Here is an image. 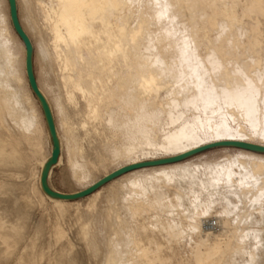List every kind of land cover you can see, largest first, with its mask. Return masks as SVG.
I'll list each match as a JSON object with an SVG mask.
<instances>
[{
  "label": "bare ground",
  "instance_id": "obj_1",
  "mask_svg": "<svg viewBox=\"0 0 264 264\" xmlns=\"http://www.w3.org/2000/svg\"><path fill=\"white\" fill-rule=\"evenodd\" d=\"M16 2L23 10L22 28L36 47L37 84L54 145L59 133L78 179L107 167L109 159L157 144L185 152L197 145H183L196 124L225 135L232 117L240 133L246 131L243 120L249 123L248 139L264 138V0ZM10 40L0 6V170L9 176L0 179V189L23 190L14 196V206L21 198L33 204L43 193L64 206L69 200L56 197L46 182L49 166L39 171L41 185L16 181L22 174L12 169L37 158L43 163L49 152L35 109L25 116L16 105L12 80L22 77ZM7 113L21 123L29 153H22ZM214 119L219 121L212 124ZM156 125L163 131L161 143L152 138ZM234 166L235 171L226 162L218 177L213 174L218 181H194L186 166L130 174L120 183L127 195L103 210L104 230L90 232L91 218L77 234L93 245L97 264H264V157L238 158ZM177 174L188 181H162ZM115 179L106 185L118 195ZM106 185L89 193L92 207ZM203 190L226 202L224 212H215L216 230L202 224L215 209ZM5 216L0 215V242L13 237L14 248L0 264H79L70 240L58 239L52 247L40 238L42 218L31 235L32 211L16 214L23 219L19 223ZM186 234L194 247L184 263L177 245Z\"/></svg>",
  "mask_w": 264,
  "mask_h": 264
},
{
  "label": "rangeland",
  "instance_id": "obj_2",
  "mask_svg": "<svg viewBox=\"0 0 264 264\" xmlns=\"http://www.w3.org/2000/svg\"><path fill=\"white\" fill-rule=\"evenodd\" d=\"M16 2V0H15ZM1 12L4 17L5 22L8 24L11 30V40L10 44L15 54L16 61V70L20 74L22 79L20 81L12 80V85L14 89L12 93L14 94V99L16 105L20 108L21 114L27 115L31 113V109H35V114L33 115L34 120L42 127L43 133L41 134V139L44 143L45 152H49L44 162L41 163L40 158L32 160L29 162H18L14 164L12 169L13 171H19L22 175L20 179L16 181L29 183L31 180H35L38 185H41L39 171H42L45 167H50V174L48 184H50L51 190L56 194V197L69 200V203H66L64 206L58 205V203L51 198L48 194L43 193V197L36 196V202L33 204H28L27 200L21 198L17 206L13 205V198L15 195L21 194L23 191L21 188H18L14 193L5 192L0 189V215H6L5 218L13 219L15 222H22L23 219L18 218L16 214L20 213L23 210L32 211L34 221L31 222V225L27 228L29 232L33 233L35 229L36 222L39 218H42L45 223V232L41 235V239L50 240L52 247H55L58 243V239L61 242L67 240L71 241L73 250L77 253L79 257V264H97V256L93 245L87 244L85 239L81 238L77 234L78 231L83 230L84 222L94 220L89 227L90 232H96L104 230L103 222V210L109 205H118L116 202L120 203L123 199V196L127 195V187L120 185L124 181L125 177L130 174H139L142 176H147L153 170L162 169L165 167H174L179 168L186 166L191 169L193 174L194 181H218L217 178L214 179V176L218 177L220 172L225 168V163L229 162L235 171L234 163L238 158H243L249 160L252 156H263L264 157V138L259 137L258 135L253 136V140L248 139L249 137L245 134L250 133V125L248 122L243 120L245 125L244 132L240 133L239 122L233 120L232 117L227 119V124L230 128L228 134L217 135L220 132H214L210 129V126L207 124L194 125V136L190 139H184L183 145H190L192 143H197L195 148L203 147L206 145L213 144L211 146L200 149L194 153H191L183 158L172 160V161H163L153 165L141 166L137 168L126 169L120 172L116 177L115 182L116 186H120V193L112 194L110 185H106L102 194L96 201V205L92 207V197H89V194L79 195L81 191L89 188L99 180L105 177L104 172L112 170L111 173L126 168L134 163L147 160H165L167 158H172L177 155H180L184 152L182 151H173L167 150L161 147H148L145 150H138L130 156H122L115 159H109L107 167L102 169H95L90 172V174L82 179H78L75 174L73 167L68 162L67 150L64 144V140L59 133L57 135L59 148L62 145L61 149V161L53 162L52 153L54 147V140L56 136L52 133V128L49 126L46 109L35 92L29 75L28 63H27V48L22 37L17 32L14 22H13V13H12V4L11 0H0ZM17 16L20 25L21 24V14L22 7L20 3L16 2ZM32 63H33V73L35 80L37 82L39 66L36 61V47L32 48ZM38 83V82H37ZM38 85V84H37ZM26 96H30L31 101L27 102ZM7 120L11 127H13L15 134L20 136V147L23 154L30 152V143L25 137V133L21 128V123L15 121L14 114L7 113ZM218 119H214L213 123L218 122ZM156 132L152 133V138L156 143L163 142L162 139V128L156 125ZM223 134V133H220ZM239 141L242 144H230V143H221L222 141ZM189 149V150H191ZM187 150V151H189ZM186 152V151H185ZM107 168V169H106ZM115 168V169H114ZM6 172L0 170V179H8ZM235 173V172H234ZM123 174V175H122ZM47 179V177H46ZM162 181H188V179L175 175L174 179H163ZM164 187L171 186L172 184L161 183ZM185 187L186 185H182ZM42 187V186H40ZM43 189V188H42ZM44 191V190H43ZM204 198H211L214 202V213L209 217H216L215 212L222 213L225 211L226 202L219 195H209L202 191ZM208 218V217H207ZM114 222L116 220L113 217ZM9 231L11 228L5 227ZM60 232L64 234L60 237ZM104 235L102 234L101 237ZM101 239V238H100ZM27 241L25 239L23 244ZM101 246L105 249V244L100 242ZM194 247V239L189 235H184L182 239L178 242V257L179 261L186 263L191 260V251ZM14 248V239L13 237L9 238L7 242H0V261L9 256L10 251Z\"/></svg>",
  "mask_w": 264,
  "mask_h": 264
},
{
  "label": "water",
  "instance_id": "obj_3",
  "mask_svg": "<svg viewBox=\"0 0 264 264\" xmlns=\"http://www.w3.org/2000/svg\"><path fill=\"white\" fill-rule=\"evenodd\" d=\"M11 4H12L13 22H14L15 28H16L17 32L19 33V35L22 37L23 41L25 42L26 48H27V63H28V70H29L30 80H31V83H32V86H33L35 92L37 93V95L39 96V98L42 100V102L44 104V101H43L44 97H43L41 91L39 90V87L37 85V82L35 80V76H34V73H33L32 44H31V41H30L29 37L25 34L22 26L19 23L15 0H11ZM221 143L242 144L239 141H233V140L222 141ZM211 145H213V144L206 145V146L199 147V148H195V149H191V150L186 151V152H184V153H182L180 155H177V156L172 157V158H167L165 160L157 159V160H147V161H141V162H138V163H134V164H132V165L126 167V168H123L121 170H117V171L111 173L110 175L102 178L101 180H99L98 182H96L95 184L90 186L89 188L81 191L79 195H86V194L91 193L95 189H97L100 186H102L103 184H105L107 181H109V180L113 179L114 177H116L123 170L131 169V168H137V167H141V166L153 165V164H157V163H160V162H163V161H172V160L180 159V158H183V157H185V156H187V155H189L191 153H194V152H196V151H198L200 149H203V148L211 146ZM58 155H59V145L58 146L54 145L53 150H52V161L53 162L57 161Z\"/></svg>",
  "mask_w": 264,
  "mask_h": 264
},
{
  "label": "built area",
  "instance_id": "obj_4",
  "mask_svg": "<svg viewBox=\"0 0 264 264\" xmlns=\"http://www.w3.org/2000/svg\"><path fill=\"white\" fill-rule=\"evenodd\" d=\"M202 224L206 230H216L219 227L218 219L215 217H208L204 219Z\"/></svg>",
  "mask_w": 264,
  "mask_h": 264
}]
</instances>
